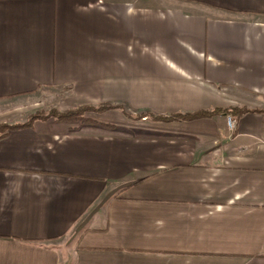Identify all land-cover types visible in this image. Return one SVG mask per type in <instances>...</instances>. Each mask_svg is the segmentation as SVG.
<instances>
[{
  "label": "crops",
  "instance_id": "crops-1",
  "mask_svg": "<svg viewBox=\"0 0 264 264\" xmlns=\"http://www.w3.org/2000/svg\"><path fill=\"white\" fill-rule=\"evenodd\" d=\"M37 97L116 108L0 137V264H264V0H0Z\"/></svg>",
  "mask_w": 264,
  "mask_h": 264
},
{
  "label": "rangeland",
  "instance_id": "rangeland-1",
  "mask_svg": "<svg viewBox=\"0 0 264 264\" xmlns=\"http://www.w3.org/2000/svg\"><path fill=\"white\" fill-rule=\"evenodd\" d=\"M99 106L101 105L98 106L85 105L84 107H91L93 109ZM80 107L83 106L71 107L65 110L64 109L61 110L55 107L52 98L47 99L46 97L27 98V99L24 98V99L6 101V102L4 101V103L0 104V133L7 131L9 129L8 126L18 125V124L21 125L27 123L28 121L31 120L30 118H33L35 116H39L40 118L43 119L47 117L46 120L50 118L60 119L59 116L65 115L67 113L70 112L77 113L79 111L78 108ZM86 114L92 115L99 113L89 112ZM14 117L15 119H13ZM60 122L67 123L65 121H60Z\"/></svg>",
  "mask_w": 264,
  "mask_h": 264
},
{
  "label": "trees",
  "instance_id": "trees-1",
  "mask_svg": "<svg viewBox=\"0 0 264 264\" xmlns=\"http://www.w3.org/2000/svg\"><path fill=\"white\" fill-rule=\"evenodd\" d=\"M112 108H116V107L101 105L99 107L92 109L91 107H84L83 106V107L78 108L79 111L77 113L70 112V113H67L65 115L59 116L60 119L56 118V121H65L67 123L74 122V123H79V124H85V123H87V120L84 117V115L86 113H89V112L103 113V112H105L109 109H112ZM218 112H220V111L214 110V111L209 112V113L208 112H199L196 114L175 115V116L169 117V118H161V117H155V116L154 117L151 116V117L154 120H160V121H168V120H171L172 118L173 119H180V120H191V119H197V118H202V117H208V116H211V115L218 113ZM223 112L226 114L233 115V116L240 115L242 113V111H239L236 109H226V110H223ZM126 115L129 118H132L131 115H129V114H126ZM146 116H148V115H146L145 113H142V114H139L137 118L142 119ZM46 118H44V119L46 120ZM30 119H31L30 121H28L27 123L21 124V125L18 124V125L8 126L9 129L7 128L8 129L7 131L0 133V137L8 134L9 132L18 130L20 128L30 127L35 120H44L43 118H40L39 116H35L33 118H30Z\"/></svg>",
  "mask_w": 264,
  "mask_h": 264
},
{
  "label": "built area",
  "instance_id": "built-area-1",
  "mask_svg": "<svg viewBox=\"0 0 264 264\" xmlns=\"http://www.w3.org/2000/svg\"><path fill=\"white\" fill-rule=\"evenodd\" d=\"M236 126V118L232 115L226 116V128L229 132H233Z\"/></svg>",
  "mask_w": 264,
  "mask_h": 264
}]
</instances>
